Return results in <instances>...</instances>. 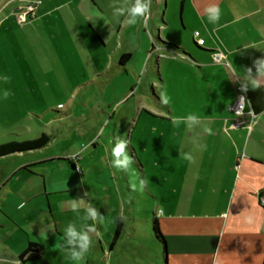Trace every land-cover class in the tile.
Returning <instances> with one entry per match:
<instances>
[{
    "label": "crops",
    "instance_id": "0c3cea01",
    "mask_svg": "<svg viewBox=\"0 0 264 264\" xmlns=\"http://www.w3.org/2000/svg\"><path fill=\"white\" fill-rule=\"evenodd\" d=\"M11 1H0V33L4 38L10 36L12 12L18 9L11 6ZM87 1L98 13L92 16L100 22L99 29L104 23L121 28L111 22V0ZM160 1L154 0V6L158 7ZM46 2L37 5L33 23H54L51 18L59 7L53 0ZM208 2H215L221 9L216 24L209 23L203 14ZM173 5H179L177 27L162 20L158 27L153 24L154 35L149 33L151 46L155 43L173 51L171 56L154 61L153 55L149 58L154 62L156 89L170 97L168 104L159 101L165 115L143 117L142 109L131 120L132 125L125 123L127 131L131 130L126 136L128 148L138 175L146 181L143 190L152 205L145 213L152 217V224L157 221L165 246L155 241L150 230L147 256L140 251L135 219L140 213L136 205L140 192L132 191L133 182L121 174L112 182L118 196H107L104 203L96 199V209L104 220L96 224L95 233H90V251L79 264H214L217 259L222 264H264V208L260 204V198H264V84L248 90L251 107L258 116L250 132L243 125L247 116L239 118L230 112L243 70L252 67L255 59L264 58V0H173ZM142 24L136 25L139 31ZM89 29L95 31L91 25ZM169 29L178 43L188 30L191 46L162 42L159 36ZM195 31L204 41L202 46L193 39ZM216 52L224 55L221 63L212 61ZM141 70L136 66L134 75L138 77ZM123 71H127V63L118 62L116 73ZM151 86L155 87L153 82ZM2 92L0 85V95ZM190 113L200 118V124L191 129L185 123L173 125L172 117ZM235 122L240 126L233 128ZM205 127L212 129L211 135ZM51 139L40 150L0 158V264H75L55 247L69 223L77 228L84 223V209L74 213L68 201L81 198L92 205L94 202L89 195L77 197L87 184L75 177L82 178L77 152L65 157L34 156L45 151ZM133 141L144 162H139ZM88 148L92 151L95 144ZM185 154L192 159H185ZM54 164H64L70 174L54 179L59 170L51 168ZM160 208L163 214L157 215ZM125 220L131 222L130 227L126 228ZM118 221L120 229L115 237ZM120 242L131 247L132 258L125 251L120 253ZM29 243L41 245L42 256L23 263L19 255ZM140 254L148 261L140 262Z\"/></svg>",
    "mask_w": 264,
    "mask_h": 264
},
{
    "label": "rangeland",
    "instance_id": "374dc122",
    "mask_svg": "<svg viewBox=\"0 0 264 264\" xmlns=\"http://www.w3.org/2000/svg\"><path fill=\"white\" fill-rule=\"evenodd\" d=\"M53 2L59 10L51 18L52 25L41 21L33 23L35 13L26 23H19L18 15L27 11L31 0L10 3L18 9L12 12L10 36L4 38L0 33V85L10 92L7 99L3 92L0 95V142L35 140L47 133L52 138L51 143L35 157L44 154L65 157L67 153L77 152L82 178L75 177L87 182L84 192L77 197H85L87 193L93 199V206L98 208L96 199L104 203L107 196H118L112 182L121 174L130 183L139 181L134 164L127 172L111 167V150L117 138L126 140V136H130L131 130L127 131L125 123L132 125L131 120L142 109L145 110L141 114L143 117L156 119L165 115L159 104L161 98L152 62L158 57L171 56L173 51L159 48L155 43L151 46L149 33L154 35L153 24L158 27L162 20L177 27L179 5H173V0H161L155 7L152 0L151 18L139 31L136 25H122L118 30L106 23L99 29L100 22L92 16L98 13L87 0ZM89 25L94 27L93 33ZM159 38L162 42L189 48L192 36L186 30L178 43L169 29ZM124 53L130 55L127 71L118 75L116 68ZM151 56L153 61L149 60ZM136 66L142 68L138 77L134 75ZM5 76L9 78L7 82L3 79ZM152 82L155 87L151 86ZM91 143L95 144L92 151L88 148ZM132 144L141 163L139 149L134 141ZM127 152L131 157L129 148ZM51 168H59L54 179L64 177V173L70 174L64 164H54ZM139 192L140 201L134 202L138 201L140 213L135 219L140 251L147 256L152 217L145 211L151 210L152 205L144 190ZM124 222L126 228L130 227L131 222ZM119 247L120 253L125 251L132 258L131 247L125 242H120ZM149 253L150 262H153V252L149 250ZM139 259L140 262L148 261L142 254Z\"/></svg>",
    "mask_w": 264,
    "mask_h": 264
},
{
    "label": "clouds",
    "instance_id": "9594fccd",
    "mask_svg": "<svg viewBox=\"0 0 264 264\" xmlns=\"http://www.w3.org/2000/svg\"><path fill=\"white\" fill-rule=\"evenodd\" d=\"M37 3L40 0H36ZM151 4L152 0H111L109 7L111 9V22L115 25L124 26H135L138 23H143L147 25L149 19L151 18ZM203 14L207 18V21L211 24H216L221 17V9L215 2H208L203 7ZM253 68L255 73H253ZM4 81H8V77L5 76ZM240 91L246 93L249 88L258 89L264 84V58H258L253 61L252 67L243 70ZM10 92L5 90L3 92V97L8 98ZM161 102L168 104L170 102V97H168L166 92L161 94ZM239 103V110L237 115H243V109L247 106L251 109V103L247 101L244 96H241ZM248 115L251 119L255 120L258 116L253 112L249 111ZM172 123L174 126L179 127L181 123H185L189 129L200 124V118L196 114H188L183 117H172ZM204 131L209 135L212 134V129L205 127ZM128 142L125 139L117 138L115 140L114 146L111 150L112 160L111 167L120 171H129L131 166L134 164L133 159L129 156L127 152ZM75 158V157H73ZM185 159L191 160L190 154H185ZM135 176L136 173L133 172ZM139 179V183H131L130 187L132 191H143L146 185L145 179ZM87 196V193H85ZM70 209L72 212L79 214L81 208L84 209V215L81 217L84 223L80 228H77L75 224L69 223L64 229V235L62 240L57 241L55 247L61 249L67 254V257L79 264L85 257V255L90 251L92 245V239L90 233H95L97 231L96 224L103 223L104 216L100 215L98 210L89 202H86L81 198H73L68 201ZM20 208L24 205L20 204ZM163 214V209L160 208L157 215ZM123 219V217H122ZM91 220L93 223L89 225L87 221ZM219 253L217 252V256ZM214 264H222V261L217 259Z\"/></svg>",
    "mask_w": 264,
    "mask_h": 264
},
{
    "label": "trees",
    "instance_id": "16d2710c",
    "mask_svg": "<svg viewBox=\"0 0 264 264\" xmlns=\"http://www.w3.org/2000/svg\"><path fill=\"white\" fill-rule=\"evenodd\" d=\"M129 58H130L129 54L122 55L119 61L120 64L127 62ZM49 141H50V136L46 133H42L35 140H27V141L12 140L9 142H0V158L40 150L44 148L49 143ZM72 168H74L73 165ZM119 229H120V221H118L115 237L118 235ZM151 230L155 241L161 244L162 247L164 248L165 240L159 231L156 220L153 221ZM41 256H42V246L36 243H29L26 249L19 255V260L23 263H29L40 259Z\"/></svg>",
    "mask_w": 264,
    "mask_h": 264
},
{
    "label": "built area",
    "instance_id": "2783aa9c",
    "mask_svg": "<svg viewBox=\"0 0 264 264\" xmlns=\"http://www.w3.org/2000/svg\"><path fill=\"white\" fill-rule=\"evenodd\" d=\"M40 3H41V0H40L39 3H37L36 1H32V0H31V3L28 4V6H27V11L25 10L24 12H22V13H20V14L18 15V21H19V23H21V24H22V23H26L28 17L31 18L32 16H34L35 9H36L37 5L40 4ZM30 15H31V16H30ZM193 39L196 40V44H197L198 46H202L203 43H204V41H203L202 39H200V34H199L198 31L193 32ZM211 57H212V61H213V63H221V62L224 60V55H223L222 53H220V52L213 53ZM240 84H241V83H240L239 81H237V84H236V86H235V100H234L233 104H232L231 107H230V112H231L235 117H239V118H241V117H243V116H247L246 120L243 121V125L245 126V128L247 129V131L250 132V131L252 130V128H253L255 122H256V119L253 120V119H251V118L249 117V115H248V112H249L250 110L253 111L252 107H251V109H248L247 106H245V108L243 109V115H241V116H239V115L236 114L237 111L239 110V108H238L239 103H240V99H239V98H240L241 96H244V97L247 99V101H249V98H248V91H247L246 93H242V92L240 91ZM249 102H250V101H249ZM253 112H254V111H253ZM254 113H255V112H254ZM255 114H256V113H255ZM239 126H240V123H238V122H235V123L232 125L233 128H237V127H239ZM260 204H261V206L264 208V198H263V197L260 198Z\"/></svg>",
    "mask_w": 264,
    "mask_h": 264
}]
</instances>
